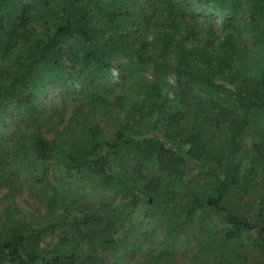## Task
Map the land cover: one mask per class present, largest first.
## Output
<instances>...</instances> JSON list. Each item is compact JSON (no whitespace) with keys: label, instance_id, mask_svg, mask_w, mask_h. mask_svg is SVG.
<instances>
[{"label":"trees","instance_id":"1","mask_svg":"<svg viewBox=\"0 0 264 264\" xmlns=\"http://www.w3.org/2000/svg\"><path fill=\"white\" fill-rule=\"evenodd\" d=\"M208 7L224 17L219 35L194 19V8ZM49 87L71 92L68 118L46 102ZM114 113L121 123L108 138L101 120ZM54 118L64 137L48 135ZM192 162L202 168L199 189L198 174L187 178ZM53 167L100 177L117 195L71 203L64 240L50 248L41 245L44 228L3 224L0 264H116L114 255L130 254L126 221L142 199L144 218L173 222L168 235L198 222L212 264H237L228 246L242 232L255 231L264 255V179L254 212L230 192L264 172V0H0V188L28 168L32 190L40 182L56 191L47 181ZM209 209L224 222L206 221Z\"/></svg>","mask_w":264,"mask_h":264},{"label":"rangeland","instance_id":"2","mask_svg":"<svg viewBox=\"0 0 264 264\" xmlns=\"http://www.w3.org/2000/svg\"><path fill=\"white\" fill-rule=\"evenodd\" d=\"M194 12V19L198 20L200 24L210 25L216 35L224 31V17L213 7H208L207 12L194 8ZM152 47L149 45V49ZM151 64L148 65L149 68L145 73L149 78H153ZM46 94V102H53L57 106L54 108L56 112L57 109L62 108L66 118L72 115L76 101L71 97V92H63L60 87H56V89L49 87L46 89ZM128 107L121 108L120 116H125ZM14 112V110L9 112L7 117L9 123L4 128L6 135L9 136V142L12 140L16 129V122L13 118L15 120L17 118L12 116ZM83 118L89 122L97 121L94 114H86ZM101 121L104 134L108 138L114 135L115 130L121 123H119V116L116 113L113 116L104 115ZM46 128L52 129L48 132L49 136L64 137L67 135L63 132L58 118H54ZM225 135L226 132H223L222 136ZM249 135L254 139L251 134ZM113 158L115 157L113 156ZM189 165L190 170L187 172V178L198 174L194 177L196 178L194 183L195 188L199 189L200 183L205 181L203 175H200L202 168L193 162ZM249 167L250 164L245 162L244 170L248 171ZM116 174H119L118 171ZM247 174L249 175V173ZM251 174H255V178L251 179L250 176L247 178V180H250L248 190L235 192V187L231 186L230 192L233 198L238 200L245 208L254 212L259 199L255 184L257 179H264V172L260 170ZM31 176L32 173H29L28 168H25L22 173H15L12 186L3 185L0 188V233L3 224L9 226L18 219L27 221L33 226L45 229V232L42 231L43 236L41 237V245L44 248H50L60 240H64L62 237L69 227V224L65 222L67 213L64 210L71 203L73 204L75 201L83 205L90 202L99 203L112 200L117 195L115 191L109 190L101 184L100 177H95L90 173H76V177H74L67 172H61L56 167L51 168L47 173V181L57 185L56 191L49 185L39 182L35 192L31 189L29 181L26 182V179L28 180ZM176 188L179 189L181 196H184L186 187L180 183ZM11 190H15V192ZM52 192L54 197L53 194L51 195ZM147 208L148 203L145 199H142L134 207L133 219L126 221L127 226L133 224V232L128 237L130 248L126 245L122 249L130 251V254L126 258L122 256L121 252L117 255L111 254L114 255L111 259L118 261L116 264H121V261L125 264L129 261L133 264H212L214 260L216 261L213 254L206 250L208 241H205V232L200 228L198 222H187L186 226L179 231L180 233L168 235L167 229L170 225H173V222L165 216L163 220H159L157 217L144 218L143 215ZM222 216V211L209 209L206 221L221 223L224 222ZM254 235L255 231L253 233L242 232L229 243L228 250L231 253L228 252V256H232L231 259H238L237 264H264V255L261 248L251 242ZM113 251L114 249H107V253L104 252V254ZM221 259L223 257L219 256V260Z\"/></svg>","mask_w":264,"mask_h":264},{"label":"clouds","instance_id":"3","mask_svg":"<svg viewBox=\"0 0 264 264\" xmlns=\"http://www.w3.org/2000/svg\"><path fill=\"white\" fill-rule=\"evenodd\" d=\"M170 84L172 85H175L176 83V78H175V75L173 74L170 78H169V81H168Z\"/></svg>","mask_w":264,"mask_h":264}]
</instances>
